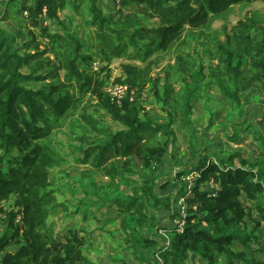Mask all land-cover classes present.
I'll use <instances>...</instances> for the list:
<instances>
[{
	"label": "trees",
	"instance_id": "obj_1",
	"mask_svg": "<svg viewBox=\"0 0 264 264\" xmlns=\"http://www.w3.org/2000/svg\"><path fill=\"white\" fill-rule=\"evenodd\" d=\"M114 1L105 15L99 0H0V22L10 9L24 21L21 44L0 29V214L6 220L0 264H94L83 254L91 247L87 233L73 230L59 240L48 224L69 207L91 215V207L101 215L115 207L120 236L109 235L111 246L116 257L139 264H180L190 254L207 264H264L251 257L261 251L254 230L247 232L248 223L256 232L264 228V111L254 134L261 156L254 159L243 148L209 149L211 141L190 121L191 101H200L202 88L222 99L207 96L209 127L229 104L227 123L252 127L245 116L252 89L264 92V19L247 17L221 34L211 26L234 5L264 6V0ZM76 17L93 30L90 44L70 27ZM189 41L199 63L184 53ZM116 59L129 61L113 82L128 88L120 106L106 91ZM145 88L167 119L149 116ZM104 117L112 124L105 126ZM174 119L186 129L183 150L176 148ZM224 137L238 141L234 132ZM72 166L84 168L72 176ZM166 169L179 188L162 195L171 185Z\"/></svg>",
	"mask_w": 264,
	"mask_h": 264
},
{
	"label": "rangeland",
	"instance_id": "obj_2",
	"mask_svg": "<svg viewBox=\"0 0 264 264\" xmlns=\"http://www.w3.org/2000/svg\"><path fill=\"white\" fill-rule=\"evenodd\" d=\"M99 7L101 8L103 14L107 15L109 12H112L115 9V1L114 0H99ZM13 9L9 10L10 17L7 18L8 20L4 22H0V29L5 30L8 33H11L15 36L17 39V42L21 44L22 37H20L19 33L24 31V21L21 17L15 18L14 13H12ZM2 9L0 8V12ZM254 17V20L261 24L264 19V6L262 3H253L248 4L245 6L241 5H234V7L231 9L230 13L226 17L225 20H218L215 21L211 26V31H217L219 34L222 31L223 27H226L227 31H231L232 27L236 25V23L240 20H245L247 17ZM60 17L63 18V13L60 14ZM80 17H76L73 20V24H70V27L73 26L75 30L78 33L79 38L83 43H91L92 41H88V35H90L93 30L88 28L81 22ZM254 35V33H253ZM257 36V34H255ZM220 40H223V36H218ZM202 43V42H200ZM40 49L43 50L44 46L48 44L45 40L41 42ZM188 48L184 49V53L186 55H192L193 58H195L196 63H199L198 57L196 58V53L191 52V48L193 47V44L189 41ZM201 45V44H200ZM124 63H129L126 59H116L113 60V62L110 64L109 69L111 70V76L110 78H106V82H108V86L110 84H113L114 79L119 77L121 75V65ZM205 63V62H204ZM165 63L163 62L158 68L154 69L152 76H154L156 73L160 72L161 68H163ZM99 64L98 62L94 63L92 65L94 70H99ZM206 73V72H205ZM105 72L102 74L104 75ZM163 79V78H162ZM163 83V80L162 82ZM175 88L178 89L179 85L177 82L174 83ZM201 86V85H200ZM109 88V87H107ZM109 90V89H108ZM205 95L204 90L201 88L199 91V99L200 101L194 100L191 101L192 104V112L190 114V121L192 124V128L194 130H197L199 136H205L208 138L211 142L210 148L216 149L217 146L225 145L227 149L229 148H243L244 153L247 156H250V158L254 159L261 156V152L258 150V143L254 139L255 134V127L257 122V117H261L262 112L264 111V92L259 90L257 86H255L252 91L250 92V99L251 103L248 107V112L245 116L246 120L252 123V127L245 129V125L242 127L234 126V122H237L238 119L231 122V124L227 123V116L225 114H228L232 112V104H229L228 106L224 107V111L221 112V108H218L217 113L215 116L212 117V126L209 127V119L211 118L210 115H208L205 111L206 106L211 105L208 103L209 97L212 96L213 99L221 103V97L219 95L211 90L207 92ZM143 98L146 100L144 102V106L146 107V111L149 114V116L152 119L157 120L158 122H161L165 119H167V114L162 112L161 109L152 103L154 97L151 93L150 88H145L143 91ZM244 98V97H243ZM226 109V110H225ZM227 112V113H226ZM240 121V119H239ZM181 121L178 119H174V122H172V127L175 130L176 134V148L178 150H183L187 145V133L186 129L182 127ZM104 123L105 126H109L111 123L110 119L104 117ZM222 126V127H219ZM113 128V126H110ZM237 127V128H236ZM234 132V134L238 135V141L233 142L230 140H227L224 137V132ZM59 140L62 141L61 135L58 136ZM181 159V158H180ZM189 160H191L189 158ZM84 167H71L69 169V173L78 174L81 172V170ZM179 167L172 168L174 171L177 170ZM174 171L171 173L168 172L164 173V177L167 178L169 174H171L170 181L171 185L167 192H159V194L166 195L170 193L172 189L179 188V183L176 182L174 178ZM173 176V177H172ZM190 177V176H189ZM97 181L99 183H105L107 180H103L98 178ZM59 181H56V183ZM187 182L189 185V180L187 178ZM61 183V182H60ZM79 191V190H78ZM78 195V194H77ZM79 200V199H78ZM244 206H250V203H244ZM1 209L4 210V206H1ZM92 215L90 213H84V211L81 209L78 212H75V209L72 210V207H69L68 214H65L62 210H58L56 214H53L48 224L50 225L51 229L53 230V233L55 237L59 240H63L65 238H68L69 232L73 230H78L81 235H85L87 233V238L90 241L91 247L88 248V251L86 253H83L87 258L91 259V261L94 264H122L123 261L125 264H139L136 260L132 259L130 256H119L116 257V254L119 252L115 249V246H111L109 235L112 236V239H119V231H118V221L119 216L116 215V208L111 207L110 209L105 208L102 211V215L98 213L99 211H96L95 207H91ZM106 211V214H103V212ZM75 212V213H74ZM102 216V218H100ZM256 216V215H255ZM5 216L1 213L0 214V235L5 230L6 226V220L4 218ZM105 218V219H104ZM116 220V224H110L108 223L109 220ZM97 224H99V227H97ZM169 226H172V223H168ZM100 228V229H99ZM248 233L254 232L255 237H258V246H256L257 249H259L260 253H252L251 257L256 258L260 261L264 259V228H260L257 232L254 229L253 223L247 224ZM106 230H110V232L105 233ZM120 236V235H119ZM255 246V245H254ZM236 247L240 249V246L236 244ZM8 251L11 253H14V250L12 248H8ZM115 258H118V260H115ZM180 264H207L205 261H203L201 258H197L195 255L190 254L187 256V258L182 259L180 261Z\"/></svg>",
	"mask_w": 264,
	"mask_h": 264
},
{
	"label": "built area",
	"instance_id": "obj_3",
	"mask_svg": "<svg viewBox=\"0 0 264 264\" xmlns=\"http://www.w3.org/2000/svg\"><path fill=\"white\" fill-rule=\"evenodd\" d=\"M96 69V68H94ZM109 89V90H108ZM107 93L109 94L111 101L115 102L118 106L121 105L122 100L126 97L127 92H128V88L126 86L123 85H118V84H110L109 88L106 89ZM194 176L191 175L190 177H188L189 180V186H188V190L193 182ZM211 188H214L213 185L210 186ZM182 202V200L180 201ZM182 217L183 213L181 214ZM5 218V217H4ZM18 221H20V217L18 218ZM20 226H22V224L20 222H17ZM182 226V223L180 224V227Z\"/></svg>",
	"mask_w": 264,
	"mask_h": 264
},
{
	"label": "crops",
	"instance_id": "obj_4",
	"mask_svg": "<svg viewBox=\"0 0 264 264\" xmlns=\"http://www.w3.org/2000/svg\"><path fill=\"white\" fill-rule=\"evenodd\" d=\"M245 156H247L246 154H245ZM166 172H168V169H166ZM99 225V224H98Z\"/></svg>",
	"mask_w": 264,
	"mask_h": 264
}]
</instances>
